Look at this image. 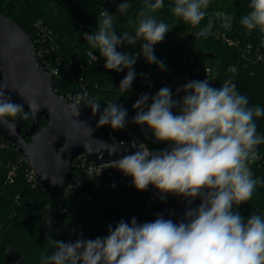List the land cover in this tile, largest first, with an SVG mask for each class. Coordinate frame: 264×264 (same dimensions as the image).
I'll list each match as a JSON object with an SVG mask.
<instances>
[{
  "label": "clouds",
  "instance_id": "9594fccd",
  "mask_svg": "<svg viewBox=\"0 0 264 264\" xmlns=\"http://www.w3.org/2000/svg\"><path fill=\"white\" fill-rule=\"evenodd\" d=\"M209 3L210 0H174L171 12L197 27ZM130 7L124 0L117 12L123 15ZM163 7L164 0H144L134 35H118L114 30L116 16L102 9L96 30L83 34L87 45L105 59L107 70H128L119 84L122 93L130 90L135 79L134 65L139 54L120 52L118 46L142 42L147 62L156 63L160 70L166 68L154 55V45L170 31L167 23L153 15ZM248 7L251 11L241 18V25L249 32L257 28L264 32V0H250ZM210 27L201 28L196 37L208 35ZM93 53L89 51L88 56L96 62L98 57ZM4 88L0 85V122L15 134L16 124L12 121L20 114L22 120L35 117L39 105L28 101L30 112H25L22 105L5 96ZM176 92L184 93L181 99H173L172 90L162 87L151 97L150 104L147 94L133 104L137 111L132 123L142 129L146 126L156 143L170 147L155 151L133 141L131 146L138 150L110 164L131 177L138 191H146L151 185L161 193V201L166 194L185 198L188 207L179 222L158 213L153 221L142 224L133 217L130 223L119 221L115 228L108 225L104 237L78 238L67 243L49 239L55 251L42 255L41 264H264V216L252 213L245 219L235 210L250 201L262 183L260 178H254L250 165L260 158L257 149L264 144V135L257 134L255 122V118L264 116V108L249 107L248 97L240 94L230 79L219 87H213L208 79L193 80ZM20 94L23 96L22 91ZM82 102L93 116L100 112V99L90 98L84 91L68 104L72 116L80 115ZM127 115L119 103L109 102L97 127L108 125L122 130ZM80 123L75 120L73 127ZM84 147L91 152L86 144ZM52 184L56 181L52 180ZM196 199L200 204L191 207Z\"/></svg>",
  "mask_w": 264,
  "mask_h": 264
},
{
  "label": "trees",
  "instance_id": "16d2710c",
  "mask_svg": "<svg viewBox=\"0 0 264 264\" xmlns=\"http://www.w3.org/2000/svg\"><path fill=\"white\" fill-rule=\"evenodd\" d=\"M52 2L0 0V13L20 25L31 37L37 53L41 48L49 49L44 59L38 57L37 60L41 66H45V61L51 68L58 69V74L52 77L59 95L70 102L84 91L90 98L98 97L101 108L94 117L100 116L107 103H119L127 110L130 130L148 148L159 151L170 145L156 143L146 126L142 129V126L132 123L137 111L133 104L144 94L149 96L150 104L151 97L162 87L172 90L173 99H181L184 93L177 94L176 90L189 81L208 79L213 87H219L230 79L236 84L238 92L248 97L249 107L264 108V32L258 28L249 32L240 23L241 18L251 11L248 7L250 0H210L209 7L204 9L207 14L197 27L172 14L174 0H164V7L153 15L158 21L167 23L170 31L162 42L154 45V55L164 62L166 68L160 70L156 63L147 62L141 51L142 42L135 46H118L120 52L139 54L134 65L136 76L127 93L119 91V84L128 70L119 73L107 70L103 66L105 59L100 57L98 50L87 45L83 34L96 30L97 17L102 9H106L116 16L114 30L118 35L124 32L134 35L144 0H128L131 7L123 15L117 12V7L124 0H61L57 7H52ZM130 19L133 21L131 25L128 23ZM39 23L50 31L56 45L54 50L48 40L43 42L41 29L37 26ZM208 25L211 26L208 35L196 37L195 34ZM178 34L185 37L176 39ZM89 51L98 57L96 62L88 56ZM176 78L181 80L178 87L173 85ZM81 109L93 116L83 102ZM174 112L178 114V110L174 109ZM22 115L14 121L22 120ZM24 121L31 125L30 118ZM255 122L257 134L264 135V116L255 118ZM47 124L46 120H42L40 128ZM114 132L118 143H131L125 128ZM257 150L260 158L250 167L254 178H260L262 183L257 185L250 201L235 209L245 219L252 213L264 216V144ZM30 172L17 146L0 138V264H5L6 252L10 248L23 255L24 260L20 264H41L42 255L53 254L55 249L49 239H64L47 233L48 222L58 224L74 216L97 238L107 236L108 225L115 228L119 221L130 223L133 217L142 224L153 221L158 213H162L166 219L178 223L188 207L180 205L172 194H166V199L161 201V193L151 185L146 191H138L129 176L128 183L123 187L118 177L105 174L98 179V189L95 188L96 180L89 181L67 197L63 203V210L66 211L63 212L56 207L58 201L51 198L38 182L29 180ZM153 198L155 202L150 212L146 213ZM51 202L56 209L49 221L40 214ZM200 202L199 199L194 200L191 207H198Z\"/></svg>",
  "mask_w": 264,
  "mask_h": 264
},
{
  "label": "water",
  "instance_id": "95a60500",
  "mask_svg": "<svg viewBox=\"0 0 264 264\" xmlns=\"http://www.w3.org/2000/svg\"><path fill=\"white\" fill-rule=\"evenodd\" d=\"M0 85L5 86V96L22 105L23 111L30 112L28 101L39 105L35 117L30 116L31 125L24 120L12 121L16 124L15 134H10L7 125L0 122V138L17 146L38 183L55 200L63 197L73 181L76 159L85 157L87 163L99 167L138 150L120 145L112 128L97 127L98 122L82 109L79 116H72L68 108L71 102L57 93L52 75L40 66L31 37L1 13ZM42 120L48 124L40 128ZM75 120L81 122L78 127H73ZM23 260L19 251L10 248L4 261L20 264Z\"/></svg>",
  "mask_w": 264,
  "mask_h": 264
},
{
  "label": "built area",
  "instance_id": "2783aa9c",
  "mask_svg": "<svg viewBox=\"0 0 264 264\" xmlns=\"http://www.w3.org/2000/svg\"><path fill=\"white\" fill-rule=\"evenodd\" d=\"M37 26H38L39 29H41L43 42H46V40H48L50 42L51 49L54 50L56 45L54 43V40L51 37L50 31L47 28L43 27L41 25V23L37 24ZM45 52H47V54H48L49 53V49H47V48H43L42 49L41 48V50H39L38 53L35 50L37 58L39 57L40 59H42V58L44 59V56L46 55ZM44 65L45 66H41V65L40 66L43 69L46 68L45 70L48 73H50L52 76L58 74V69L51 68L45 61H44ZM58 65H60L59 61H58ZM91 117H93L94 120L98 122L99 117H94V116H91ZM104 127L106 129L107 128H111L108 125H105ZM125 132L127 133L128 138L131 139V143L130 144H126L125 141H123V142L119 143L120 145L129 146V145H132L133 141H135L137 143V145H139L140 143H143L142 139L139 138L137 135H135L130 130L128 122L126 123V126H125ZM150 150H152V149H150ZM74 162H75V164H74V166H75V170H74L75 177H74L73 181L66 187L63 197L60 198V199H57V201H58V208L57 209L63 210V203H64L65 199L67 197H69L70 195H72L77 188L81 187L82 185H84L85 183H87L89 181L96 180L95 181V188L98 189L100 187V183H99L98 179L100 177H102L103 175H105V174H109L112 178H114L115 176L118 177L119 183L123 187L128 183V176H125L117 168H113L111 164L97 167L93 163H87L85 157H80V158L76 159ZM12 175H13V172L11 173V176ZM29 180L30 181H34V182H38L35 174L33 173V171H31L30 174H29ZM176 198L178 199V202H179L180 205H187V203L185 201V198L177 197V196H176ZM154 202H155V199L154 198L151 199L150 203L148 204V206H147V208L145 210L146 213L150 212L151 207H152ZM65 211L66 210L64 209L63 212H65ZM40 216L42 218H48L49 221L53 219V215L52 214L51 215L47 214V209L44 212H42L40 214Z\"/></svg>",
  "mask_w": 264,
  "mask_h": 264
},
{
  "label": "rangeland",
  "instance_id": "374dc122",
  "mask_svg": "<svg viewBox=\"0 0 264 264\" xmlns=\"http://www.w3.org/2000/svg\"><path fill=\"white\" fill-rule=\"evenodd\" d=\"M59 1L61 0H53L51 6L57 7L56 5L59 4ZM185 37L184 34H178L176 36V39H180ZM105 63L103 64V66ZM181 83V80L176 78L173 81V85L175 87H178ZM12 181V180H11ZM54 204L51 202L48 204L47 207V214L51 215L53 213V210L58 208V204L56 207L53 206ZM70 220L61 222L58 224H50L51 222H48L46 225L47 233L49 235H55L57 239L63 238L64 241L67 242H74L78 238L82 239H95L94 237L87 229H85L84 225L74 216L69 218Z\"/></svg>",
  "mask_w": 264,
  "mask_h": 264
},
{
  "label": "flooded vegetation",
  "instance_id": "af4514ba",
  "mask_svg": "<svg viewBox=\"0 0 264 264\" xmlns=\"http://www.w3.org/2000/svg\"><path fill=\"white\" fill-rule=\"evenodd\" d=\"M26 140H28V142H30L29 138H27Z\"/></svg>",
  "mask_w": 264,
  "mask_h": 264
}]
</instances>
